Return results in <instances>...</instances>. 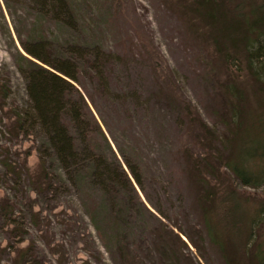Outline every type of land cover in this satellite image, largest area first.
<instances>
[{
	"label": "rangeland",
	"instance_id": "1",
	"mask_svg": "<svg viewBox=\"0 0 264 264\" xmlns=\"http://www.w3.org/2000/svg\"><path fill=\"white\" fill-rule=\"evenodd\" d=\"M251 1L263 2L235 0L226 8L245 2L249 9ZM68 2L76 29L41 14L35 0H0V89L11 90L0 96V200L15 205L16 218L0 217V264H12L16 249L29 246L31 264H226L208 234L200 196L217 192L212 199L219 205L234 189L247 219L264 205V185H242L217 154L219 148L231 156L220 143L232 136L224 122L231 85L244 91L250 112L264 111V67L248 61L255 46L225 49L223 41L232 44L226 39L216 45L191 11L192 0ZM44 38L55 58L74 46L88 53L71 57L79 77L74 84L88 104L91 148L119 174L118 185L101 189L89 167L88 174L66 169L40 128L13 131V111L29 106L21 54L32 57L21 42ZM41 156L54 177L43 193L36 190ZM15 226L26 230L24 241L12 237ZM244 246L238 258L250 264Z\"/></svg>",
	"mask_w": 264,
	"mask_h": 264
},
{
	"label": "trees",
	"instance_id": "2",
	"mask_svg": "<svg viewBox=\"0 0 264 264\" xmlns=\"http://www.w3.org/2000/svg\"><path fill=\"white\" fill-rule=\"evenodd\" d=\"M233 1L235 0H192L190 9L210 28V34L216 45L220 46L222 40L226 39L232 44L230 47L226 41H223L225 49L237 50L240 43L248 48L249 45L255 46L254 52L248 54V61L249 59L251 63H254V60L259 61V67L263 68L264 0L262 3L251 1L249 9L244 2L227 10L226 3ZM35 2L41 14L54 21L63 22L73 29L77 28V18L68 0H35ZM21 43L26 53L32 57L21 54L28 64V67L20 68V72L26 81L29 106L15 108L16 110L13 111L16 117L12 123L13 131L16 133L23 131L27 134L40 128L47 136L58 160L66 169L81 170L88 174L89 167L91 176L101 189H105L104 183L118 185L119 174L110 171L91 148L88 128L91 121L90 119L89 122L87 121L86 112L88 104L74 84L78 83L79 77L76 64L71 57H74V54L85 57L88 53L81 47L74 46L66 52L67 56L55 58L50 39L44 38L34 44ZM95 52L97 60H103L104 54L100 56L98 54L100 52ZM0 91L3 99L8 98L11 93L4 84ZM228 92L230 98H228L227 109L230 121L224 122L229 129L233 130L232 136L228 140H220V143L224 148L229 149L231 156L224 158V155H220L221 149L217 147L220 153H217L218 161L226 165L242 185L259 188L264 185V111L257 114L250 112L245 105V93L239 86L231 85ZM202 129L206 132L204 126ZM220 147L224 150L222 146ZM45 160L43 156L40 157L39 182L36 187L39 193L49 191L53 187L54 177L49 173ZM2 163L7 171L16 177L17 172L14 166L7 160H3ZM206 166L209 167L207 164ZM133 175L140 184L139 176L134 170ZM200 183L206 184V180L204 182L200 179ZM226 192L221 197L219 205L212 199L217 192L203 191L200 196L205 225L212 242L220 247L226 264H240L239 245H245V250L251 252H249L252 254L250 264H264V205L247 219L244 216L243 199L234 189ZM14 211L15 205L8 198L0 200V217H4L8 223L15 222ZM34 224L40 225L39 215L35 217ZM10 232L13 238L21 236L19 241H24L22 237L26 230L15 226ZM240 235L244 239L242 243H240ZM251 241L254 242V247L252 248L253 245H251L249 250ZM10 244L12 246V243ZM30 247L25 250L16 249L18 254L12 264H31ZM121 256L126 258L122 253ZM81 264L93 263L86 259ZM242 264H244L243 261Z\"/></svg>",
	"mask_w": 264,
	"mask_h": 264
}]
</instances>
